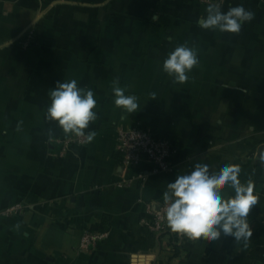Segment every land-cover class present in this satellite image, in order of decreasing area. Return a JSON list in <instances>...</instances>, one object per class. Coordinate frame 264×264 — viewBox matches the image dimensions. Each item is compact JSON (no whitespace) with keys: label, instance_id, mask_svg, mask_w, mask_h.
I'll return each instance as SVG.
<instances>
[{"label":"crops","instance_id":"crops-1","mask_svg":"<svg viewBox=\"0 0 264 264\" xmlns=\"http://www.w3.org/2000/svg\"><path fill=\"white\" fill-rule=\"evenodd\" d=\"M241 2L256 15L239 32L198 26L209 4ZM181 44L199 64L176 83L161 66ZM72 79L94 93V136L59 155L71 133L46 119L48 93ZM113 87L137 97V112L114 106ZM129 125L170 139V170H123L116 130ZM262 148L264 0H0V210L24 206L0 218V264H264ZM201 160L235 164L252 184L247 241L150 228L168 183ZM97 231L107 237L79 251Z\"/></svg>","mask_w":264,"mask_h":264},{"label":"clouds","instance_id":"clouds-1","mask_svg":"<svg viewBox=\"0 0 264 264\" xmlns=\"http://www.w3.org/2000/svg\"><path fill=\"white\" fill-rule=\"evenodd\" d=\"M256 15L255 10L243 2L222 11L217 4H209L206 15L198 20L204 30L239 32L246 20ZM199 64L195 47L187 44L176 46L164 59L161 70L176 83H184L188 73ZM50 103L46 119L55 121L65 133L82 135L89 123L96 119V100L91 89L78 86L75 79L57 82L49 93ZM113 103L128 113L140 108L135 95H125V90L113 87ZM94 134H89L91 141ZM241 169L235 164H222L213 170L207 160L196 163L190 172L178 175L168 183L163 194V210L167 227L176 233H186L190 237H204L210 241L221 236L232 237L236 241H247L252 235L249 213L257 205L251 183L239 179ZM232 189L226 196L223 189Z\"/></svg>","mask_w":264,"mask_h":264},{"label":"built area","instance_id":"built-area-1","mask_svg":"<svg viewBox=\"0 0 264 264\" xmlns=\"http://www.w3.org/2000/svg\"><path fill=\"white\" fill-rule=\"evenodd\" d=\"M31 37V36H29ZM26 44V42H25ZM88 134L83 130L82 135L69 134L57 141L60 145L58 154L63 155L67 149L74 146H84L87 142ZM116 149L122 156L123 170L135 167L143 161L150 165V173H161L172 168L171 157L174 147L167 137H155L146 128L137 125L120 127L116 130ZM129 178H123L118 182V186L127 185ZM164 202L152 210L153 219L149 224L150 228L159 233L166 231V222L163 215ZM22 204H12L0 210L1 217L17 216L23 213ZM107 237L104 231L84 232L79 243V251H86L94 248L97 243Z\"/></svg>","mask_w":264,"mask_h":264},{"label":"water","instance_id":"water-1","mask_svg":"<svg viewBox=\"0 0 264 264\" xmlns=\"http://www.w3.org/2000/svg\"><path fill=\"white\" fill-rule=\"evenodd\" d=\"M264 152V148L260 149L259 153H263Z\"/></svg>","mask_w":264,"mask_h":264}]
</instances>
